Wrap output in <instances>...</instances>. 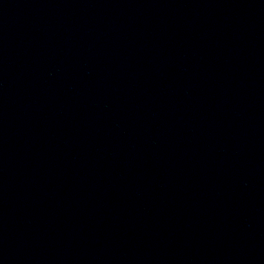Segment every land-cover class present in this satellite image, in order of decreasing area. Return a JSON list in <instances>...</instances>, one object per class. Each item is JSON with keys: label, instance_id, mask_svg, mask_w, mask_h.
Segmentation results:
<instances>
[{"label": "water", "instance_id": "obj_1", "mask_svg": "<svg viewBox=\"0 0 264 264\" xmlns=\"http://www.w3.org/2000/svg\"><path fill=\"white\" fill-rule=\"evenodd\" d=\"M0 264H264V0H0Z\"/></svg>", "mask_w": 264, "mask_h": 264}]
</instances>
